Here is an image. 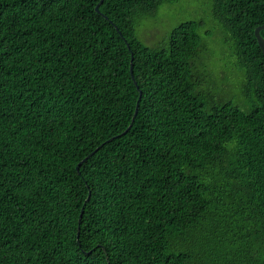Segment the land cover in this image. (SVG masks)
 <instances>
[{
  "label": "trees",
  "instance_id": "trees-1",
  "mask_svg": "<svg viewBox=\"0 0 264 264\" xmlns=\"http://www.w3.org/2000/svg\"><path fill=\"white\" fill-rule=\"evenodd\" d=\"M100 1L0 0V264H264V0H209L246 112L138 37L175 0Z\"/></svg>",
  "mask_w": 264,
  "mask_h": 264
},
{
  "label": "rangeland",
  "instance_id": "rangeland-1",
  "mask_svg": "<svg viewBox=\"0 0 264 264\" xmlns=\"http://www.w3.org/2000/svg\"><path fill=\"white\" fill-rule=\"evenodd\" d=\"M200 25L199 36L206 48V65L211 72L213 87L209 92L215 101L230 102L248 111L249 100L241 93L242 76L233 67L224 35L215 23L209 0H175L165 3L152 17L142 19L136 28L140 40L150 47H167L169 36L179 23Z\"/></svg>",
  "mask_w": 264,
  "mask_h": 264
},
{
  "label": "water",
  "instance_id": "water-1",
  "mask_svg": "<svg viewBox=\"0 0 264 264\" xmlns=\"http://www.w3.org/2000/svg\"><path fill=\"white\" fill-rule=\"evenodd\" d=\"M102 1H103V0H101L100 3L95 7V11H96L97 13H99V6H100V4H101ZM115 28H116V30H117V27H115ZM262 30H264V25L257 27L256 30H255V37H256V39H257V42H258V45H259L260 49L262 50V52H263V54H264V39H263V38L261 37V35H260V32H261ZM118 33H119V35L122 37L121 32L118 31ZM131 60H132V58H131ZM130 74H131V77H132V80H133L134 84L136 85V82H135L134 77H133V66H132V64H131V67H130ZM136 87H137V85H136ZM137 89L139 90L138 87H137ZM140 98H141V91L139 90V99H140ZM137 109H138V105H137V107H136V110H135V113H134V117H135V115H136V113H137ZM133 119H134V118H133ZM132 121H133V120H132ZM130 126H131V125H130ZM130 126L127 128V130L130 128ZM127 130H126L125 132H123V134L126 133ZM99 148H100V147H99ZM99 148H97L95 151H97ZM95 151H93L91 154H89L88 156H86L81 162H79L78 166L76 167L77 172H79V166H80L82 163H84L85 161H87L88 158H89V157H90ZM88 198H89V196L87 197L86 201L88 200ZM81 216H82V211H81L80 218H79V225H80ZM78 236H79V227H78V230H77V239H78ZM107 263L109 264L108 261H107Z\"/></svg>",
  "mask_w": 264,
  "mask_h": 264
},
{
  "label": "snow or ice",
  "instance_id": "snow-or-ice-1",
  "mask_svg": "<svg viewBox=\"0 0 264 264\" xmlns=\"http://www.w3.org/2000/svg\"><path fill=\"white\" fill-rule=\"evenodd\" d=\"M81 223H83V221H81Z\"/></svg>",
  "mask_w": 264,
  "mask_h": 264
}]
</instances>
